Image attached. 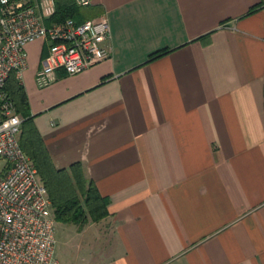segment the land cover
<instances>
[{"label": "crops", "instance_id": "0c3cea01", "mask_svg": "<svg viewBox=\"0 0 264 264\" xmlns=\"http://www.w3.org/2000/svg\"><path fill=\"white\" fill-rule=\"evenodd\" d=\"M28 1L51 22L54 0ZM83 11L107 13L109 57L44 77L49 43L37 40L10 81L55 167L81 163L109 201L94 264H264V0H91Z\"/></svg>", "mask_w": 264, "mask_h": 264}, {"label": "built area", "instance_id": "2783aa9c", "mask_svg": "<svg viewBox=\"0 0 264 264\" xmlns=\"http://www.w3.org/2000/svg\"><path fill=\"white\" fill-rule=\"evenodd\" d=\"M88 5L91 0H76ZM47 10L28 0H0V264H61L56 256L55 217L38 168L20 145L23 118L5 90L9 77L28 68L27 46L49 43L40 75L57 69L75 75L110 56L107 13L76 22H46Z\"/></svg>", "mask_w": 264, "mask_h": 264}, {"label": "trees", "instance_id": "16d2710c", "mask_svg": "<svg viewBox=\"0 0 264 264\" xmlns=\"http://www.w3.org/2000/svg\"><path fill=\"white\" fill-rule=\"evenodd\" d=\"M54 2L56 10L51 21L72 18L80 23L86 20L83 11L86 5H79L76 0ZM10 77L5 90L13 101L16 112L23 116L20 145L38 168L52 202L55 220L83 227L106 218L109 215V201L100 194L93 180L86 179L81 163H73L67 169L55 167L33 119L27 116V97L17 82L11 83Z\"/></svg>", "mask_w": 264, "mask_h": 264}, {"label": "rangeland", "instance_id": "374dc122", "mask_svg": "<svg viewBox=\"0 0 264 264\" xmlns=\"http://www.w3.org/2000/svg\"><path fill=\"white\" fill-rule=\"evenodd\" d=\"M110 230L107 218L83 227L56 221L57 258L61 264H94L98 256H101L96 252L103 251V255L107 252ZM98 236L101 243L96 241Z\"/></svg>", "mask_w": 264, "mask_h": 264}]
</instances>
